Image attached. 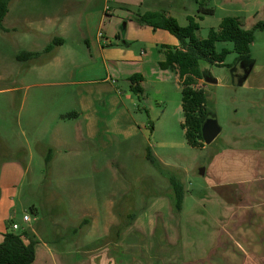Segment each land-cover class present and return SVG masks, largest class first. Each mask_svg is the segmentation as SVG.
<instances>
[{"label": "crops", "instance_id": "1", "mask_svg": "<svg viewBox=\"0 0 264 264\" xmlns=\"http://www.w3.org/2000/svg\"><path fill=\"white\" fill-rule=\"evenodd\" d=\"M84 1L83 9L78 7L82 0L72 2L73 11H68L67 2L61 0H10L1 21L0 54L10 51V57L24 67L22 82L33 79L24 85L26 90L16 111L17 124L23 119L32 134L33 145L28 143L23 148L30 161L26 170L34 160L32 148L38 146L36 163L44 164L45 156L51 157L47 167L57 190L70 180L91 183L97 180L81 172L84 148L95 163L98 161L95 153L111 148L115 138L126 142L143 136L145 140L147 118L135 103L134 94L148 99L152 91L156 95H167L169 90L181 92L177 75L159 65L165 59L160 46L177 47V38L164 29L141 25L136 19L138 14L149 10L163 11L176 18L171 11L147 7L144 0H111L110 5L109 0ZM55 37L62 42L44 52ZM22 51L41 53L17 60L16 55ZM240 59L253 68L254 60ZM252 68L241 83L237 81L245 71L233 83L264 92V67ZM136 74L140 79L132 83L129 78ZM131 84L139 85L141 91L133 92ZM143 108L149 116L152 108ZM156 116L160 123H166L165 130L175 129L171 119H163V112L157 111ZM182 121L183 115L177 121L180 127ZM249 129L252 128L239 126L238 122L233 141L215 151L204 167L207 189L198 188V192L202 190L207 197L205 226L213 231L208 232L209 242L200 256L190 255L191 259L186 261L189 264H264V131ZM67 130L74 134L73 141L66 135ZM46 134L51 136L48 138ZM46 150L48 153L44 155ZM71 150L74 158L68 157ZM103 160L108 164V158ZM72 164L73 171H77L74 174L66 172L70 167H64ZM72 187L71 196L92 197L90 203L94 207L82 213L85 227L80 228V223L72 227L85 230L82 247L70 251L60 245L63 247L54 249L53 242L41 238L37 229L27 224L30 218L24 221L22 216L24 225L20 231L29 229L37 239L31 264H186L182 262L190 243L184 247L179 232L181 207L178 211L172 208V189L154 199L149 206L152 213L147 208L148 201L132 208L136 200L126 198V187L115 198L104 200V212L108 214L100 231L104 245L90 246L85 241L94 237L92 229L98 225L100 211L94 199L98 194L94 186ZM185 195L184 192L181 205ZM32 209L36 207L32 205ZM162 210L166 226L161 228L167 231L159 236L158 242L151 232L156 229V216ZM118 213L125 214L123 223ZM8 227V219L0 217V239L10 231ZM110 229H114L111 235ZM138 232L145 234L143 239L141 234L138 238ZM57 235L55 242L63 244L65 237Z\"/></svg>", "mask_w": 264, "mask_h": 264}, {"label": "rangeland", "instance_id": "2", "mask_svg": "<svg viewBox=\"0 0 264 264\" xmlns=\"http://www.w3.org/2000/svg\"><path fill=\"white\" fill-rule=\"evenodd\" d=\"M46 1L48 0H37V2ZM64 1L67 2L68 11H73L72 2H82V0H61V3ZM111 3L109 0L108 4ZM85 5L83 0L78 7L83 9ZM144 5L171 11L181 26L187 24V15L194 16L198 23L195 35L199 39L206 38L210 29L217 30L221 19L226 16L237 17L242 27L246 29L254 27L259 21H264V0H144ZM200 6L212 8L213 12L199 11ZM253 35L249 51L250 58L254 60L252 70L264 67V24L254 28ZM214 48L216 52L222 49L229 50L224 58L225 65L209 64L202 60L200 68L203 73L216 78L217 82L210 83L197 79L193 85L195 88L204 89L206 111L215 117L220 126L219 134L211 143L203 142V147H191L187 144L184 132L177 122L178 119H182L180 89L177 93L169 90L167 95H156L152 91L148 99L134 94L135 103L147 118L145 140L143 136L126 142L117 141L115 138L111 148L99 150V154L95 153L94 156L98 160L95 163L90 161L92 155L84 148L81 156V172L86 177L93 175L97 180L92 183L89 180H70L66 182L67 189L62 187L60 190L54 188L55 183L50 178L45 160L44 164L36 163L39 155L38 146H33L34 160L26 170L25 165L30 161L23 148L28 143L33 145L32 134L25 126L23 119H20V124H17L16 111L21 96L26 90L24 85L33 79H25L22 82L20 78L25 73L24 67L10 57L12 55L10 51L0 54L2 56H0L2 58H0V191L2 193L0 217L8 219L9 230L20 232L21 226L24 225L22 216L27 214L30 218L27 224L35 227L41 238L53 242L54 249L58 250L63 247L60 245L67 246L70 251L80 249L85 234V230L80 229L85 227L82 213L94 207L90 203L92 197H74L69 194V190H73L72 186L77 184L90 185L94 186L93 188L97 191L98 196L94 199L97 200L96 205L100 212L98 225L92 229L94 237L86 240L85 244L92 246L95 243H102L104 245L105 239L100 231L104 218L108 214L104 212L103 201L115 198L121 189L126 187L128 190L126 198L131 201L136 200L132 208L137 209L148 201L147 208L152 213L149 206L154 199L161 194L165 195L169 189L171 190L168 177L164 176L163 172H165L181 182L186 194L184 203L180 206L179 232L184 247L187 243L190 245L186 248L187 254L184 256L186 260L182 263L189 264L191 262L186 261L192 256H200L198 254L202 253L204 245L209 242L208 232L213 231L212 228L208 229L205 226L207 218L204 212L207 197L202 190L198 192V188L207 189V178L201 171L203 172L215 151L224 147L227 142L233 141L235 126L238 122L239 126L246 125L247 128H252L249 130L264 131V92L233 83L231 70L238 61V54L232 50L231 41H216ZM149 106L152 111L147 116L146 109L143 107ZM157 111L163 112L164 120L171 119L175 129L165 130L164 124L166 123L158 121ZM148 120L152 122V130L149 128ZM67 131L66 135H69L73 141L74 134L70 130ZM46 136L50 137L51 134H46ZM140 142L141 145H139ZM147 147L161 162V169L155 167L146 158ZM47 153L48 151H44V155ZM68 157L74 158L72 150ZM105 157L108 158V164L103 160ZM64 167H70L66 169V172L70 174L77 172L71 168L74 167L73 164ZM32 205L36 207L35 210L32 209ZM160 213L156 216V229L154 228L151 232L152 237L157 241L159 236L162 233L165 235L167 231L166 228H161L166 226V222H163L165 211L162 210ZM118 215L120 222L123 223L125 214L118 213ZM12 223H16L18 229H11ZM76 223H80V228L74 230L72 227L77 225ZM113 231L114 229H110V235ZM55 234L65 237L63 244L55 242ZM140 234L143 239L145 234L138 232V238H141Z\"/></svg>", "mask_w": 264, "mask_h": 264}, {"label": "trees", "instance_id": "3", "mask_svg": "<svg viewBox=\"0 0 264 264\" xmlns=\"http://www.w3.org/2000/svg\"><path fill=\"white\" fill-rule=\"evenodd\" d=\"M9 2L10 0H0V28H2L1 21L8 10ZM200 10L205 13L213 12L212 8L201 6L199 7ZM136 19L141 25H148L153 29H164L177 38L179 42L177 47L160 46L164 51L165 59L159 65L174 72L181 84L183 115L181 127L184 129L187 144L191 147H202L204 143L201 136V125L211 114L205 108L206 96L204 89L193 86L197 79H202L200 62L204 60L209 64L225 65L224 58L229 50L222 49L220 52H216L214 48L216 41H231L233 43L232 50L238 54L237 59L244 58L252 61L249 51L254 38L253 29L261 27L264 21H259L254 27L246 29L242 27L237 17L226 16L221 19L217 30L210 29L206 38L199 39L195 35L198 23L195 17L191 15L187 16L185 26L179 25L173 16L167 15L163 11H145L138 14ZM61 42V38L55 37L46 45L43 51L48 52ZM40 53L38 51H22L16 55V59L26 60L38 56ZM139 77L140 75L136 74L131 76L129 80L134 83L137 79H140ZM130 87L135 93L141 91V87L137 84H131ZM150 128H152L151 122ZM50 158V156L45 157L46 166ZM146 158L155 167L161 169L162 164L151 153L149 147L146 148ZM163 173L168 177L172 189L170 195L172 208L174 211H178L183 199V186L174 176ZM36 241L35 235L29 229L3 233L0 239V264H31L34 259V244Z\"/></svg>", "mask_w": 264, "mask_h": 264}, {"label": "water", "instance_id": "4", "mask_svg": "<svg viewBox=\"0 0 264 264\" xmlns=\"http://www.w3.org/2000/svg\"><path fill=\"white\" fill-rule=\"evenodd\" d=\"M251 68H252V64L248 66L242 78L238 79L237 81L238 83H241V80L246 77L247 73L251 70ZM202 78L205 82H210V83L217 82L216 78L210 75H205L203 72H202ZM219 132H220V126L218 125L215 117L212 115L207 117L201 125V136L205 144L211 143L215 139V137L219 134ZM201 173L203 174L202 171Z\"/></svg>", "mask_w": 264, "mask_h": 264}, {"label": "flooded vegetation", "instance_id": "5", "mask_svg": "<svg viewBox=\"0 0 264 264\" xmlns=\"http://www.w3.org/2000/svg\"><path fill=\"white\" fill-rule=\"evenodd\" d=\"M248 65H249L248 61H244V60L239 59L237 61V63L235 64V66L231 70L233 80H236L237 78H239L242 75V73H244V71H246ZM204 74L208 75L206 73H204Z\"/></svg>", "mask_w": 264, "mask_h": 264}, {"label": "built area", "instance_id": "6", "mask_svg": "<svg viewBox=\"0 0 264 264\" xmlns=\"http://www.w3.org/2000/svg\"><path fill=\"white\" fill-rule=\"evenodd\" d=\"M100 35H101V34H100ZM23 220H24V221H28V220H29V216H28L27 214H24V215H23ZM10 226H11V229H13V230L18 229V225L15 224V223H12Z\"/></svg>", "mask_w": 264, "mask_h": 264}]
</instances>
